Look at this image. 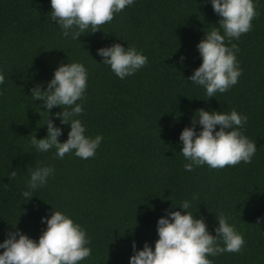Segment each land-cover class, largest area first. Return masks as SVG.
Returning a JSON list of instances; mask_svg holds the SVG:
<instances>
[{"label":"trees","instance_id":"16d2710c","mask_svg":"<svg viewBox=\"0 0 264 264\" xmlns=\"http://www.w3.org/2000/svg\"><path fill=\"white\" fill-rule=\"evenodd\" d=\"M254 6L251 29L225 40L238 48L237 82L207 98L202 86L186 78L200 63L196 43L219 19L208 0H134L78 42L60 34L48 0H0V240L14 224L36 239L45 227L40 217L50 215L52 206L72 216L90 238L91 255L79 264H128L130 241L151 246L163 210L195 196L194 215L204 218L211 234L215 215L224 213L243 235L238 252L209 257L213 264H264V220L257 223L264 217V0ZM113 42L136 45L147 63L131 76L116 77L96 52ZM72 60L88 71L79 118L87 135L103 137L86 159L71 153L56 158L55 149L38 152L30 145L32 134H46V112L29 88L36 82L43 87L58 63ZM197 108L247 116L242 131L257 147L249 163L183 168L178 134ZM53 123L63 142L68 125L58 118ZM38 163L54 172L25 199V181ZM12 169L17 175L9 178Z\"/></svg>","mask_w":264,"mask_h":264},{"label":"clouds","instance_id":"9594fccd","mask_svg":"<svg viewBox=\"0 0 264 264\" xmlns=\"http://www.w3.org/2000/svg\"><path fill=\"white\" fill-rule=\"evenodd\" d=\"M133 2L48 0V13L63 37L77 41L78 36L100 29V25L111 21L114 14ZM208 3L219 19L196 43L200 63L186 78L191 84L202 86L207 98L215 97L217 92H226L237 82L241 74L236 58L238 48L234 43L229 46L225 40L239 39L242 33L248 32L253 17L257 15L255 0H208ZM96 52L101 57L100 63L108 65L120 79L133 75L147 63L143 50L134 44L126 46L113 42L97 48ZM178 60L183 62V53ZM4 79V73L0 72V84ZM87 80L85 65L72 60L58 63L51 77L43 82V87L41 82H36L29 88L32 100L40 101L46 112L42 123L46 126V134L39 139L33 134L30 137V145L36 151L55 149L56 158H63L66 153L82 159L96 154L103 137L101 134H86L79 118L84 109L82 103L77 102L84 98ZM56 106L60 110L50 113ZM53 118H58L61 125H68L67 138L63 142L58 140L62 129L54 126ZM247 119L236 109L227 112L195 109L190 124L178 134V140L182 142L179 152L186 161L183 168L191 171L204 164L210 168H223L241 161L249 163L257 147L254 140L242 131ZM53 172L51 165L42 163L30 169L22 196L25 199L34 196L33 191L43 187ZM16 175L15 169L8 171L9 178ZM195 198L181 199L177 204L172 203V210H163L164 214L156 220L157 238L151 246L145 241L137 248L135 240L130 241L128 264H213L209 257L238 252L244 239L235 224L224 213L215 215L217 224L212 229L215 235L211 234L204 218L194 215L192 201ZM175 205L183 211L176 210ZM40 220L45 227L36 239L13 225L0 240V264H79L91 255L90 238L72 216L51 206L50 215H42ZM262 220L264 217H257V223Z\"/></svg>","mask_w":264,"mask_h":264}]
</instances>
